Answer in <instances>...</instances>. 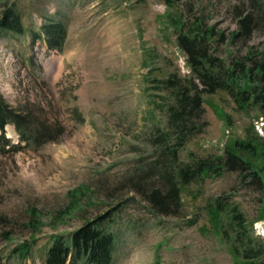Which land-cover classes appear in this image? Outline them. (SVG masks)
Returning <instances> with one entry per match:
<instances>
[{
	"label": "rangeland",
	"instance_id": "374dc122",
	"mask_svg": "<svg viewBox=\"0 0 264 264\" xmlns=\"http://www.w3.org/2000/svg\"><path fill=\"white\" fill-rule=\"evenodd\" d=\"M12 4L22 31L0 36V93L12 107L35 106L40 120L63 132L15 149L18 133L5 126L0 264H42L52 235L104 213L115 237L112 264H237L235 247L239 255L256 251L264 263V188L225 168L178 182L181 168L222 155L248 128L264 139L258 111L239 109L222 90L203 94L193 136L178 147L172 134L163 145L154 141L167 131L173 102L161 81L190 72L174 19L211 26L208 51L227 64L247 53L261 60L264 0H0V13ZM246 14L250 33L231 40ZM49 20L64 24L60 51L41 34ZM245 156L262 167L263 155ZM171 185L176 203L151 200L153 190ZM216 198L241 214L242 241L230 217L212 211ZM20 244L32 247L25 259L11 252Z\"/></svg>",
	"mask_w": 264,
	"mask_h": 264
},
{
	"label": "trees",
	"instance_id": "16d2710c",
	"mask_svg": "<svg viewBox=\"0 0 264 264\" xmlns=\"http://www.w3.org/2000/svg\"><path fill=\"white\" fill-rule=\"evenodd\" d=\"M179 18L174 19L176 24H180L176 43L186 57L190 72L182 77L171 73L161 81L173 97V102L167 106V131L155 137L156 144H165L169 134H172L178 147L177 145H183L195 134V124L190 123V120L202 115L203 94L225 91L239 109L252 107L264 118V59L255 60L247 53L242 59H234L227 64L222 58L208 51V46L214 41V30L211 26H203L200 19L192 23V26H187L186 21ZM250 18L249 14H246L238 19L242 30L234 32L230 36L231 40L241 34L250 33ZM21 31V16L14 4L3 8L0 13V36ZM39 34L34 33L33 37L40 36ZM41 34L44 35L48 48L58 51L62 49L65 27L61 21L49 20L41 26ZM217 40H224L222 32L217 34ZM37 109L35 106L12 107L0 93V144L4 146L10 142L5 135L7 124L14 125L18 133L19 142L15 149L57 140L63 132L62 127L55 122L47 124L46 121L40 120ZM245 155H263L264 158V139L257 135L252 127L247 129L245 138L236 139L232 147L223 150L222 155H216L211 160L198 161L190 166L192 170L189 167L181 168L178 171V182L187 183L192 178H204L210 173L217 175L225 168L242 171L243 181L254 182L264 188V163L262 167L257 166ZM150 198L160 203L162 208H166L169 206L168 201L176 203L177 189L175 185H171L165 192L158 188L152 191ZM211 208L212 211L225 212L227 217H230V223L237 230L238 239L241 240L245 228L241 214L217 198ZM107 214L97 215L85 221L67 235H52L42 264H112L115 237L107 230ZM6 220V217L0 214V225ZM31 248L30 244H20L11 252L25 259L30 255ZM234 252L242 260L237 264H264L259 262V254L252 249H244L243 255H239L238 248L235 247Z\"/></svg>",
	"mask_w": 264,
	"mask_h": 264
}]
</instances>
